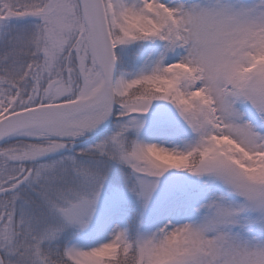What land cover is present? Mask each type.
<instances>
[{
    "label": "snow or ice",
    "instance_id": "obj_1",
    "mask_svg": "<svg viewBox=\"0 0 264 264\" xmlns=\"http://www.w3.org/2000/svg\"><path fill=\"white\" fill-rule=\"evenodd\" d=\"M0 264H264V0H0Z\"/></svg>",
    "mask_w": 264,
    "mask_h": 264
}]
</instances>
